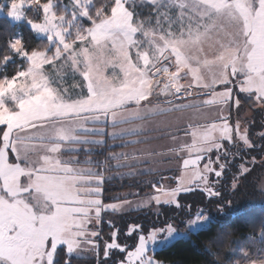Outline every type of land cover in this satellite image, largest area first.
<instances>
[{
	"label": "snow or ice",
	"instance_id": "1",
	"mask_svg": "<svg viewBox=\"0 0 264 264\" xmlns=\"http://www.w3.org/2000/svg\"><path fill=\"white\" fill-rule=\"evenodd\" d=\"M157 157L174 186L138 167ZM194 236L210 264H264V0H0V264H165Z\"/></svg>",
	"mask_w": 264,
	"mask_h": 264
},
{
	"label": "rangeland",
	"instance_id": "2",
	"mask_svg": "<svg viewBox=\"0 0 264 264\" xmlns=\"http://www.w3.org/2000/svg\"><path fill=\"white\" fill-rule=\"evenodd\" d=\"M196 103H198L199 101H195ZM181 117V120L179 121V123L183 124V125H187V123H192L193 125L196 124H203L207 121H209L214 115L215 113L212 112L209 109H201L199 111L195 110V109H190L185 111L184 113H180L177 114ZM173 123H176V121H173ZM150 135L152 136H156L159 135L158 133H150ZM181 139L182 140H186L187 142H191V138L190 137H183V134H181ZM172 141L165 137L163 139H156L152 141L151 147L156 148L158 151L160 152H167V149L172 146ZM138 147H145V146H138ZM132 149H124L122 151H131ZM155 163L152 164H140L138 167L140 169H145L148 167H152L154 168L158 173L163 174L165 176L168 177H172L173 179L171 181H165V183H171L173 186L175 184V178L177 176L180 175L179 171H177V163L175 160H169L167 157H157L156 158ZM152 177H148L147 179H151ZM247 190V189H246ZM137 189L133 188V189H127V190H123L120 193L117 194H123V193H129V192H136ZM130 199H137L134 197H129ZM200 200V197L198 195H188L186 197V201L184 198H182V202H187V203H193V202H198ZM195 210V209H194ZM208 211L215 214V208L211 205L208 206ZM162 217V216H161ZM159 218L158 221H156L158 224H163V218ZM105 219H113L115 220L116 226L121 229V231H123L126 226L137 220V216L134 214L133 216H125L123 218H119V217H113V216H107L105 217ZM154 220H156V218L154 216H151L150 214H140L139 216V222L140 223H144V224H150L152 223ZM104 226H107V224H105ZM108 230V231H107ZM105 230V232L108 234H104L105 238H107V236L111 233L112 229H107ZM103 233H104V229H103ZM125 243H130L131 241L129 240H124ZM91 254L88 252L84 253V257H89Z\"/></svg>",
	"mask_w": 264,
	"mask_h": 264
},
{
	"label": "trees",
	"instance_id": "3",
	"mask_svg": "<svg viewBox=\"0 0 264 264\" xmlns=\"http://www.w3.org/2000/svg\"><path fill=\"white\" fill-rule=\"evenodd\" d=\"M258 119V117H257ZM124 149L115 148L114 151L119 152ZM102 159L103 157H99ZM148 177H141L140 179H147ZM131 183L130 181H114L112 185H109L110 191L106 193L107 196H112L117 193H120L123 190L133 189L135 187H129L128 184ZM123 185V186H121ZM261 197L259 196L258 192H253L251 188L247 190H242L237 199L234 201L235 206L237 207H244V206H251V205H258ZM147 214V213H144ZM172 212H167V216H172ZM163 221L165 219L164 215H161ZM226 219H230L226 218ZM104 234L106 233L105 230L109 229L108 226H104ZM215 229V226H214ZM108 231V230H107ZM242 231H246L243 230ZM202 239V237H201ZM214 251V250H213ZM158 259H162L165 261V264H210V261L213 259L208 252L204 251V247L200 242V239L197 237H192V241L186 242L185 240L181 239L173 244L171 247L165 248L163 251H157L155 253ZM76 264H92V260L89 257H84L76 262Z\"/></svg>",
	"mask_w": 264,
	"mask_h": 264
}]
</instances>
